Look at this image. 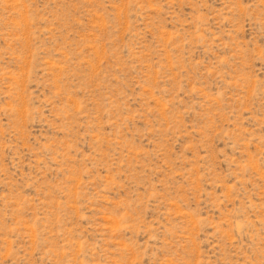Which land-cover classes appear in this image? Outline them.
I'll return each mask as SVG.
<instances>
[{"label":"rangeland","instance_id":"1","mask_svg":"<svg viewBox=\"0 0 264 264\" xmlns=\"http://www.w3.org/2000/svg\"><path fill=\"white\" fill-rule=\"evenodd\" d=\"M0 264H264V0H0Z\"/></svg>","mask_w":264,"mask_h":264}]
</instances>
